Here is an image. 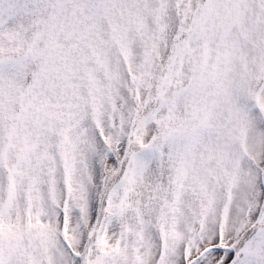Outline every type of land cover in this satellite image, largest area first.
Returning <instances> with one entry per match:
<instances>
[{"label":"snow or ice","instance_id":"obj_1","mask_svg":"<svg viewBox=\"0 0 264 264\" xmlns=\"http://www.w3.org/2000/svg\"><path fill=\"white\" fill-rule=\"evenodd\" d=\"M0 264H264V0H0Z\"/></svg>","mask_w":264,"mask_h":264}]
</instances>
